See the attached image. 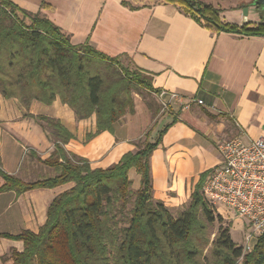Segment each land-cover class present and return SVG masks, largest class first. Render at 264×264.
I'll return each instance as SVG.
<instances>
[{
  "label": "crops",
  "instance_id": "crops-1",
  "mask_svg": "<svg viewBox=\"0 0 264 264\" xmlns=\"http://www.w3.org/2000/svg\"><path fill=\"white\" fill-rule=\"evenodd\" d=\"M11 1L48 18L69 35L72 44L89 41L104 54L121 57L124 66L141 69L161 93L176 92L191 103L185 106L174 101L155 115L147 100L137 94L134 114L125 115L111 131L87 139L96 132V116L78 120L60 98L52 104L33 101L29 106L16 98L0 99V168L4 172L25 181H32L27 178L30 172L41 168H47V174L34 180L56 174L32 155L46 160L55 150L54 140L33 116L59 119L74 134L63 145L66 152L101 169L135 151L144 135L154 138L157 124L164 122L171 125L150 157L152 196L170 212L182 211L202 173L220 163V142L237 135L246 140L264 138V37L215 33L179 6L153 0ZM202 1L218 8L226 23L240 27L264 23L258 0ZM154 95L161 102L160 95ZM129 176L133 189H139L140 174L131 169ZM73 186L69 182L23 194L0 192V234L38 233L52 201ZM14 250L22 252L24 242L0 237V264H9L3 257Z\"/></svg>",
  "mask_w": 264,
  "mask_h": 264
},
{
  "label": "trees",
  "instance_id": "trees-1",
  "mask_svg": "<svg viewBox=\"0 0 264 264\" xmlns=\"http://www.w3.org/2000/svg\"><path fill=\"white\" fill-rule=\"evenodd\" d=\"M157 3L179 6L215 33L264 37V23L251 27L226 23L218 8L202 0ZM120 58L104 54L89 41L74 45L69 35L48 18L22 9L11 0H0V94L5 99L16 98L24 106L33 101L52 104L60 98L74 110L78 120L95 115L96 132L88 134L87 139L111 131L121 118L135 113L133 93L137 87L158 96L161 93L141 69L124 66ZM100 65H105L106 71ZM33 117L54 140L55 150L46 160L32 155L54 168L56 175L25 181L0 168V192L23 194L69 182L74 186L55 197L38 233L24 230L17 235L0 234L24 242L22 252L14 250L3 257L5 263L202 264L203 234L207 224L218 219L221 226L212 241L208 264H264V236L259 237L251 252L244 253L232 238L231 225H222V216L215 215L214 207L203 196L209 171L202 173L188 206L177 216L163 202L153 199L150 157L171 124L159 130L156 138L146 134L143 143H136L135 151L101 169L66 152L63 145L74 134L59 119ZM131 169L141 176L137 190L132 187Z\"/></svg>",
  "mask_w": 264,
  "mask_h": 264
},
{
  "label": "built area",
  "instance_id": "built-area-1",
  "mask_svg": "<svg viewBox=\"0 0 264 264\" xmlns=\"http://www.w3.org/2000/svg\"><path fill=\"white\" fill-rule=\"evenodd\" d=\"M160 99L163 110L174 101L185 106L191 103L176 92H163ZM218 149L220 163L208 172L202 194L222 215L225 208L247 219L251 231L243 249L251 252L259 237L264 236V138L246 140L237 135L220 142Z\"/></svg>",
  "mask_w": 264,
  "mask_h": 264
},
{
  "label": "rangeland",
  "instance_id": "rangeland-1",
  "mask_svg": "<svg viewBox=\"0 0 264 264\" xmlns=\"http://www.w3.org/2000/svg\"><path fill=\"white\" fill-rule=\"evenodd\" d=\"M153 1L161 2V0H153ZM143 2H150V0H140V3H143ZM27 20H29V19H27ZM100 67H101V69L103 71H106L105 65H100ZM137 88L138 89L134 91L133 96L138 94L143 99H146L147 103H149V105H151V109L154 110L155 115L159 111H161V109L163 110L160 102L157 100V98L155 97L154 93L149 92L145 88H139V87H137ZM3 98L4 97L0 94V99H3ZM164 110H166V109H164ZM164 125H165L164 122H159L157 124L156 131H154L152 133V136L154 138H156L158 136V131L161 130L164 127ZM146 137H147V135H144L139 140V142L143 143L144 140L146 139ZM231 138H233V137H231ZM45 169H47V168H44V170H43V168H41L39 170L31 171L30 174L27 177L28 180H32L33 181L34 178H39V176H41L40 174H42V175L47 174ZM49 171H52V170H49ZM188 204H189V202L185 205L184 209L188 206ZM130 208H132L131 205H130ZM214 209H215V215H219L220 214L222 216V218H223L222 225L223 226L231 225V235H232V238L235 241V243L238 246L244 247L246 235L251 231V227L249 226V222L247 221V219L238 216L231 209H225L224 208V210L222 211L223 215L216 208H214ZM180 211L181 210L172 211V214L177 216L180 213ZM200 217L202 218V215H200ZM220 226H221V223H219L218 219L213 224H207L206 230H205V235L203 234V238H202L203 244H202V246L200 248V253H202L201 257L199 258L200 263H202V264H203V262H205V264L209 263L211 244H212L213 239H215V237H216V235H217V233L219 231V227ZM248 252L249 251H246L244 253H248ZM242 260H243V258H241L239 261L241 262Z\"/></svg>",
  "mask_w": 264,
  "mask_h": 264
},
{
  "label": "water",
  "instance_id": "water-1",
  "mask_svg": "<svg viewBox=\"0 0 264 264\" xmlns=\"http://www.w3.org/2000/svg\"><path fill=\"white\" fill-rule=\"evenodd\" d=\"M256 6L261 7L264 10V0H258V2L256 3ZM243 14L245 15V18H246L247 14H248V8L247 7L244 8Z\"/></svg>",
  "mask_w": 264,
  "mask_h": 264
}]
</instances>
